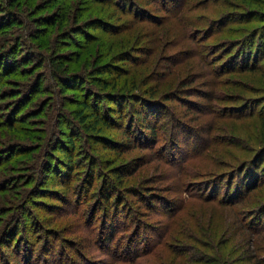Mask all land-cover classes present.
Wrapping results in <instances>:
<instances>
[{
    "label": "rangeland",
    "instance_id": "rangeland-1",
    "mask_svg": "<svg viewBox=\"0 0 264 264\" xmlns=\"http://www.w3.org/2000/svg\"><path fill=\"white\" fill-rule=\"evenodd\" d=\"M0 264H264V0H0Z\"/></svg>",
    "mask_w": 264,
    "mask_h": 264
},
{
    "label": "trees",
    "instance_id": "trees-1",
    "mask_svg": "<svg viewBox=\"0 0 264 264\" xmlns=\"http://www.w3.org/2000/svg\"><path fill=\"white\" fill-rule=\"evenodd\" d=\"M99 71H101L100 73H102V70L101 69H99ZM107 78L108 77H101L100 76V77H97L96 80L98 82H102V85L107 86V84L110 82ZM114 96L117 99H120L119 96H116V95H114ZM80 102L83 103V107L84 108L89 109L88 108V105L89 104H88V102L85 99L80 100ZM97 111H98V109H96V110L92 109V111H90V112L89 111L88 112L80 111V113L78 114V117L80 118V121H82L83 124H84V130H90L92 128V129H94L97 132H102V129H104V127H105V126H103V123H106L105 116L106 117L109 116V110L106 109L105 110L106 112L104 111L106 113V114H104L105 116L103 114L102 115H98L97 114L98 113ZM134 113L137 115L138 119L142 122V125L147 126V127L149 126L147 120L149 119V116L150 115H149V113L146 110H143V109L141 110V109L136 108L134 110ZM88 115H90L91 120L88 118ZM86 119H88L87 122H86ZM112 119L113 120H116V119L118 120V118L117 117H114V116H112ZM149 122H150V120H149ZM117 128H120L119 125L117 126ZM122 132L125 134V130H122ZM125 136H126V134H125ZM63 140H65L66 142H69L66 145L68 147L69 146L73 147L75 145L74 141L71 138H63ZM253 185H255V184H253ZM104 197L106 199H108V197H106V194H104ZM132 255H133V257H137L140 254L133 253Z\"/></svg>",
    "mask_w": 264,
    "mask_h": 264
}]
</instances>
